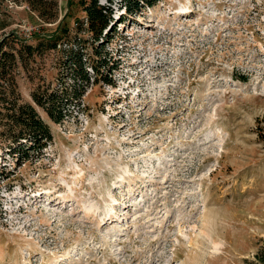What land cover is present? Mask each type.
Returning a JSON list of instances; mask_svg holds the SVG:
<instances>
[{
	"label": "rangeland",
	"instance_id": "obj_1",
	"mask_svg": "<svg viewBox=\"0 0 264 264\" xmlns=\"http://www.w3.org/2000/svg\"><path fill=\"white\" fill-rule=\"evenodd\" d=\"M45 1H57L51 21L5 0L0 35L86 28L80 0ZM112 31V85L92 82L60 124L38 108L54 136L41 155L17 163L0 137V264L254 259L264 252V0H160ZM56 58L20 70L25 101L55 83Z\"/></svg>",
	"mask_w": 264,
	"mask_h": 264
},
{
	"label": "trees",
	"instance_id": "obj_2",
	"mask_svg": "<svg viewBox=\"0 0 264 264\" xmlns=\"http://www.w3.org/2000/svg\"><path fill=\"white\" fill-rule=\"evenodd\" d=\"M41 18L51 21L57 17L55 3L45 0H25ZM160 0H80L86 15V28L79 24L78 33L61 28L55 34H33L24 39L14 31L0 35V137L8 143L7 153L16 162H28L34 154L41 155L54 136L38 108L55 124L72 117L71 105L81 100L89 85L100 78L112 85L116 62L104 49V41L114 33L116 23L141 15ZM5 0H0V14ZM52 11V12H51ZM116 11L120 12L115 20ZM49 12V13H48ZM8 25L2 23L0 30ZM84 31L86 39L80 35ZM102 41V42H101ZM57 54L58 76L55 83H40L32 92L33 103L22 98L17 78L20 70L29 71L48 53ZM244 264H264V252H259Z\"/></svg>",
	"mask_w": 264,
	"mask_h": 264
}]
</instances>
